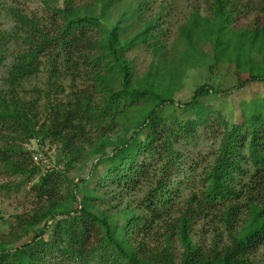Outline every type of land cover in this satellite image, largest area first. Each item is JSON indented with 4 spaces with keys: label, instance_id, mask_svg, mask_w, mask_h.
<instances>
[{
    "label": "trees",
    "instance_id": "16d2710c",
    "mask_svg": "<svg viewBox=\"0 0 264 264\" xmlns=\"http://www.w3.org/2000/svg\"><path fill=\"white\" fill-rule=\"evenodd\" d=\"M114 1L95 0L81 15L71 0H45L47 7L52 5L47 25L16 15L19 27L28 29L24 50L13 58L0 92V169L25 177L30 185L34 214L27 235L33 237L15 248L1 243L0 264H258L253 255L264 245V200L258 199L264 197V97L241 103L240 125L219 122L218 116L223 131L215 161L181 214L175 213L178 185L172 187L170 179L183 158L178 147L209 123L212 111L204 101L220 95L202 85L188 102L175 104L184 72L224 64L234 68L238 90L250 83L264 85V5L263 20L239 30L233 28L235 12L227 0H213L209 16L194 10L178 28L184 44L178 65L165 69L155 64L134 85L121 51L146 43L155 25L144 24L137 36L122 42L119 24L112 30L101 24ZM203 45L210 47L211 65ZM160 48L152 46V53L158 55ZM42 68L52 78L84 75L92 84L67 104L47 108L42 119L37 104L19 96L23 83ZM117 85L118 91L112 90ZM168 105L175 106L172 115L165 114ZM179 115L186 119L179 120ZM114 131L119 134L111 139ZM37 139L56 143L64 158L62 167L44 176L25 147ZM87 156L95 157V163L88 177L79 179L77 166ZM237 177L247 182L238 189ZM80 185L93 189L79 200ZM141 189L146 191L136 202V214L128 206L108 214L97 206L106 194L133 195ZM214 211L220 214L227 242L215 239L208 247L193 243L192 220ZM160 225L166 226L162 243L151 246ZM174 239L182 249L178 259Z\"/></svg>",
    "mask_w": 264,
    "mask_h": 264
},
{
    "label": "rangeland",
    "instance_id": "374dc122",
    "mask_svg": "<svg viewBox=\"0 0 264 264\" xmlns=\"http://www.w3.org/2000/svg\"><path fill=\"white\" fill-rule=\"evenodd\" d=\"M73 8L81 11V15L87 9L94 6L95 0H71ZM146 3L145 7L143 3ZM213 0H115L113 6L108 11V15L102 19V28L112 30L118 24L122 28L120 39L126 42L142 30L144 24L154 22L152 36L146 43H138L136 46L124 48L121 51L122 60L128 65L132 73V82L138 84L150 68L159 64L160 68H169L172 63L178 65L184 44L178 37V28L187 20L189 15L198 10L202 16H209ZM59 8L64 4L60 1ZM228 6H232L235 15L233 16V28L235 30L252 28L263 20L261 10L264 0H227ZM51 7H47L45 0H0V92L4 91L5 80L11 68L13 58L24 50L23 43L26 38L25 32L28 29L19 27L16 15L23 14L28 19H36L41 25H47L51 18ZM140 6L144 9L140 11ZM48 21V22H47ZM20 28H22L20 30ZM152 46H161L158 55L152 53ZM203 51L208 58V65H211L210 47L203 45ZM161 72V71H160ZM90 79L82 75L71 78L61 75L57 79L48 76L45 68L41 72L25 81L19 91V96L26 102L37 104L38 113L43 119L48 109H56L58 105H65L79 90L86 89L91 85ZM238 82L234 74V68L228 65L219 64L211 71L205 66L188 68L180 83V89L174 93L175 104L188 102L194 91L202 85H206L220 93L219 98H209L204 102L211 109L209 113V123L207 127H200L192 138H188L178 147L183 158L177 163L173 175L170 179L172 187L178 185L180 198L175 202V213L181 214L183 203L191 194H198L203 186L204 174L213 165L216 153L220 144V134L223 127H218V116L220 121H225L230 125L241 124V103L259 102L264 97V85L260 83H250L242 89H237ZM118 85L112 89L118 91ZM49 101V102H48ZM48 108V109H47ZM175 106H166L165 114L172 115ZM186 116H190L189 114ZM179 120H185L184 115H179ZM217 119V120H216ZM117 131L109 135L115 139ZM143 139V134H140ZM31 149L42 147L46 157L54 158L51 163L52 169L62 167L64 158L60 147L56 143L40 142L39 139L30 141L26 146ZM111 153V149L107 150ZM243 158H246V151H242ZM95 157H86L77 166V177L85 179L88 177L91 166L95 163ZM246 166L242 164V169L246 171ZM77 182V180L75 181ZM246 180L237 177L235 188H241L246 184ZM29 186L26 185L25 177L9 176L0 169V244L4 243L7 248L19 247L30 242L32 234L27 235V223L34 214V198L29 193ZM93 188L87 185L79 186L77 199L90 192ZM102 191V190H100ZM128 195L116 196V194H106L105 199L97 202V206L105 212L111 213L113 209H124L126 206L136 214V202L140 200L143 192ZM260 201L264 197L259 196ZM240 203L245 204L243 198ZM165 225H160L153 232L149 243L151 246H159L162 243ZM190 237L193 243L203 247H208L217 242H227V232L222 222L220 214L214 211L207 218L202 220L193 219L190 226ZM49 239L50 234H47ZM172 249L175 258L178 259L182 252L180 245L175 239L172 241ZM254 256V257H253ZM252 257L258 264L264 263V245L261 246Z\"/></svg>",
    "mask_w": 264,
    "mask_h": 264
},
{
    "label": "built area",
    "instance_id": "2783aa9c",
    "mask_svg": "<svg viewBox=\"0 0 264 264\" xmlns=\"http://www.w3.org/2000/svg\"><path fill=\"white\" fill-rule=\"evenodd\" d=\"M27 150L31 153L32 160L35 165L40 168L41 176L46 175L53 168L51 163L54 158L52 156L49 158L46 157L42 151V147H37V149L27 147Z\"/></svg>",
    "mask_w": 264,
    "mask_h": 264
}]
</instances>
